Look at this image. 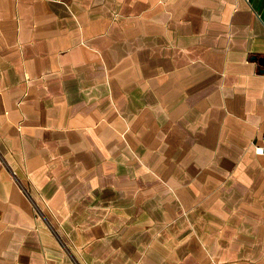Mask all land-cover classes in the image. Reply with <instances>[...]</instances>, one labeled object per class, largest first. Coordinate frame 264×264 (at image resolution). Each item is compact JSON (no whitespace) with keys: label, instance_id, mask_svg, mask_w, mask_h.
<instances>
[{"label":"crops","instance_id":"crops-1","mask_svg":"<svg viewBox=\"0 0 264 264\" xmlns=\"http://www.w3.org/2000/svg\"><path fill=\"white\" fill-rule=\"evenodd\" d=\"M262 59L264 0H0V264H264Z\"/></svg>","mask_w":264,"mask_h":264},{"label":"built area","instance_id":"built-area-1","mask_svg":"<svg viewBox=\"0 0 264 264\" xmlns=\"http://www.w3.org/2000/svg\"><path fill=\"white\" fill-rule=\"evenodd\" d=\"M255 148H256V152H257V153L264 154V143H263L262 145H255ZM22 188H23V191H24V193L26 194V196H27L29 199H31V194L29 193V190L26 188V186H23ZM35 207H36V205H35ZM38 212H39V211H38ZM39 215H41L40 212H39ZM41 216L43 217V215H41ZM51 230H52L53 233L57 236V238L60 240V237H59L57 231L54 230L53 228H51ZM61 243H62V242H61ZM62 244H64V243H62ZM64 247H65V248H68L66 244H64Z\"/></svg>","mask_w":264,"mask_h":264},{"label":"water","instance_id":"water-1","mask_svg":"<svg viewBox=\"0 0 264 264\" xmlns=\"http://www.w3.org/2000/svg\"><path fill=\"white\" fill-rule=\"evenodd\" d=\"M261 61H262V63L264 64V59H262Z\"/></svg>","mask_w":264,"mask_h":264}]
</instances>
